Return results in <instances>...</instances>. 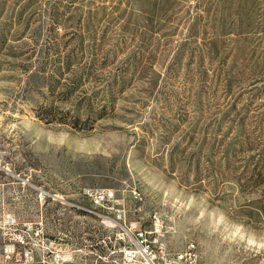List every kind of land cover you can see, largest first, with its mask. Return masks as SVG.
Returning <instances> with one entry per match:
<instances>
[{
  "label": "rangeland",
  "instance_id": "1",
  "mask_svg": "<svg viewBox=\"0 0 264 264\" xmlns=\"http://www.w3.org/2000/svg\"><path fill=\"white\" fill-rule=\"evenodd\" d=\"M98 187L264 264V0H0V264H115Z\"/></svg>",
  "mask_w": 264,
  "mask_h": 264
},
{
  "label": "built area",
  "instance_id": "2",
  "mask_svg": "<svg viewBox=\"0 0 264 264\" xmlns=\"http://www.w3.org/2000/svg\"><path fill=\"white\" fill-rule=\"evenodd\" d=\"M89 199L92 209H86V212L98 217L102 223L104 214H113V223H105L112 229L103 241L108 239L117 244L110 250L111 254L117 255L115 264H205L200 261L192 241L187 243L185 251L176 254L163 246L160 237L164 233V222L159 215H154L149 230L127 226L124 210L115 208L123 203V199L117 197L113 189L98 187L89 193Z\"/></svg>",
  "mask_w": 264,
  "mask_h": 264
},
{
  "label": "trees",
  "instance_id": "3",
  "mask_svg": "<svg viewBox=\"0 0 264 264\" xmlns=\"http://www.w3.org/2000/svg\"><path fill=\"white\" fill-rule=\"evenodd\" d=\"M53 105H47V106H44L43 107V109H45L46 111L48 110V111H50L51 109H53V107H52ZM62 122H64V123H68L69 121H62ZM76 122L77 121H74V123H72V124H74V125H72V127H74V128H76V129H78V126L76 125ZM69 124V123H68ZM47 198V200H50V197H46ZM81 211V210H80ZM82 213H84V214H88V215H91V214H89V213H87L86 211H81ZM92 216V215H91Z\"/></svg>",
  "mask_w": 264,
  "mask_h": 264
},
{
  "label": "bare ground",
  "instance_id": "4",
  "mask_svg": "<svg viewBox=\"0 0 264 264\" xmlns=\"http://www.w3.org/2000/svg\"><path fill=\"white\" fill-rule=\"evenodd\" d=\"M104 220H108L113 223V214H104Z\"/></svg>",
  "mask_w": 264,
  "mask_h": 264
}]
</instances>
